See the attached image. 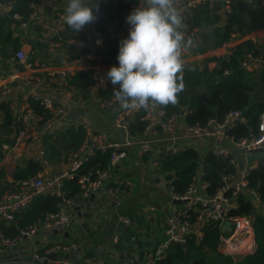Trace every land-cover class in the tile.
I'll use <instances>...</instances> for the list:
<instances>
[{"label": "built area", "instance_id": "1", "mask_svg": "<svg viewBox=\"0 0 264 264\" xmlns=\"http://www.w3.org/2000/svg\"><path fill=\"white\" fill-rule=\"evenodd\" d=\"M116 1L90 0V5L96 6V19L75 33L64 20L68 0H29L30 11L25 18L11 12L13 0H0V17L5 18L0 33L6 36L10 30L11 37L18 42L14 47L9 39L0 41V118L3 104L12 119L10 131L5 133L12 142L1 143L0 169L7 152L25 146L33 147L31 159L42 167L32 176L12 181L11 187L0 192V221L14 225L17 231L9 236L0 228V264H161L172 246L184 245L190 237L201 241L204 227L210 223L219 230V253L236 261L256 248L253 217L256 212L264 213V200L257 190L247 186V176L252 169L264 165V110L259 114L257 131L250 130L236 138L231 130L244 122L240 109H230L222 118L212 116L203 123L189 124L186 116L192 109L187 104L174 112H168L165 106H150L143 116L146 123L142 132L131 134L129 127L136 121L138 109H123L115 95L105 93L110 85L107 71L119 65L103 63L98 49L106 40L121 42L128 37L131 26L126 17L141 0H132L120 19L101 28L100 14L95 9ZM242 1L252 10H264V0ZM175 6L182 17L185 40H192V46L182 50L184 63H197L204 71L227 73L228 68L221 67L222 61L244 43L237 59L239 67L250 73H264V20H241L220 46L199 52L203 30L195 22V11L206 8L217 17L213 26H221L231 12V0H176ZM81 71L89 74L84 90L73 82ZM94 108L106 114L112 128L121 131L122 137L95 129L91 115ZM70 127L82 130L81 144L67 154L62 153L60 157L66 163L61 160L57 172H46L49 160L44 137ZM133 144L139 156H149L152 169H157L163 153H176L186 147L199 153L198 167L185 190L177 193L167 186L170 206L161 217L159 230L154 226L146 232L138 212L118 210L122 192L132 187V181L112 180L111 174L127 158ZM96 151H107L108 163L81 175L79 191L67 197L62 189L63 179L72 177ZM207 151L226 158L233 166L232 172L222 174L212 193L207 191L208 183L202 177ZM41 193L60 197L57 210L21 226L16 215ZM241 193L253 208L250 215L234 213ZM111 207L116 209L111 233L96 246L89 230L102 231L97 218L102 211L110 213ZM155 218L153 206L143 210L145 223L153 224ZM225 221H230L229 231L221 230Z\"/></svg>", "mask_w": 264, "mask_h": 264}, {"label": "trees", "instance_id": "2", "mask_svg": "<svg viewBox=\"0 0 264 264\" xmlns=\"http://www.w3.org/2000/svg\"><path fill=\"white\" fill-rule=\"evenodd\" d=\"M29 0H13L11 12H17L22 17H27L30 8ZM132 0H117L102 4L95 9L100 14L98 25L102 28L122 17V11L127 9ZM247 5L242 0H231V12L221 26H213L217 17L209 13L206 8L195 11V22L202 27L199 36L197 51L205 52L222 44L228 37L229 32L241 22V17L247 10ZM249 19L261 23L264 20V10H250L247 12ZM5 18L0 17V31L4 28ZM7 38L17 47L18 42L11 37V31H7ZM120 42L114 39L106 40L98 53L105 64H118L116 59L119 52ZM243 44L223 60L221 67H227V73L223 71H204L197 63H184L183 76L184 90L177 96L175 105L165 106L168 112L178 110L181 105H189L191 112L186 116L189 124L203 123L209 117L222 118L230 109H240L244 122L239 123L231 130L236 138L247 135L249 131H257L259 114L264 110V73H250L239 67L238 56H240ZM89 81V74L81 71L73 77L74 84L84 90ZM118 85L111 83L105 93L114 95ZM3 117L0 122V132L5 134L10 131L11 115L7 106L2 104ZM146 109H138L136 121L129 127L131 134H140L146 123L143 116ZM139 118V119H137ZM51 138V139H50ZM83 138L82 130L71 127L55 137L44 140L45 148L49 153V159L58 160L62 153H69L79 147ZM9 142L11 139L0 136V142ZM1 149V145H0ZM3 151L0 150V156ZM92 156V157H91ZM91 157V158H90ZM109 161L108 152L96 151L83 162L73 176L63 179L62 189L67 197L75 195L79 191L78 179L81 175L97 166H105ZM199 163V153L190 147L183 148L176 153H163L158 158L157 170L163 175L167 186L174 192L181 193L191 181V176L196 172ZM42 169L41 165L29 160L24 167L15 168L12 178L22 179L32 176ZM203 180L208 183L207 191L212 193L220 183L222 174L232 172L233 166L222 156L207 151L203 157ZM5 177L4 169H0V190L8 187V183L2 182ZM247 186L257 190L264 200V165L252 169L247 176ZM39 195V196H38ZM34 197L29 206L16 215L18 223L23 226L33 223L47 212L57 210L60 197L41 193ZM52 196V197H51ZM239 207L234 213L250 215L252 206L241 193L238 197ZM26 223V224H25ZM253 226L256 239V248L253 252L241 256L234 261L231 256L223 255L216 249L219 242V230L217 226L210 223L204 227V236L201 241L196 242L190 237L184 245H174L167 251L166 258L161 264H264V213L256 212L253 217ZM0 228L6 235L13 236L17 233L15 226L0 221Z\"/></svg>", "mask_w": 264, "mask_h": 264}, {"label": "clouds", "instance_id": "3", "mask_svg": "<svg viewBox=\"0 0 264 264\" xmlns=\"http://www.w3.org/2000/svg\"><path fill=\"white\" fill-rule=\"evenodd\" d=\"M176 0H141L127 17L128 37L119 44L118 67H110L107 78L123 109H148L175 105L184 90L182 50L192 46L181 29L182 17ZM90 0H68L64 20L75 33L94 22Z\"/></svg>", "mask_w": 264, "mask_h": 264}, {"label": "crops", "instance_id": "4", "mask_svg": "<svg viewBox=\"0 0 264 264\" xmlns=\"http://www.w3.org/2000/svg\"><path fill=\"white\" fill-rule=\"evenodd\" d=\"M106 25H109L107 23ZM109 30V28H108ZM3 33H0V41L4 42L8 38H5ZM4 38V39H3ZM91 115L94 121V126L96 130H106L117 137H122V132L118 130H114L109 123V120L106 114L95 110V108L91 111ZM1 116V120L2 121ZM71 128V127H70ZM69 129V128H68ZM67 130V129H65ZM65 130H61L56 133L58 135ZM55 135V136H56ZM55 136H46L43 139V145L45 148L44 140L49 137ZM3 138H9L5 134H2ZM11 139V138H9ZM6 142V141H3ZM2 142H0L1 145ZM9 143V142H8ZM157 148V145H154ZM46 150V148H45ZM33 153V147L25 146L21 147L17 151H9L5 154L4 158V171L5 177L2 182L8 183V187L12 186V181L17 180L12 178V174L17 167H24L29 160H32L31 155ZM27 156V157H26ZM46 156L49 160V164L44 168L46 172H57L60 169V164L52 163L49 159V153L46 150ZM112 180H121L124 178H128L132 181V187L129 189L126 187L122 192V201L121 205L118 207V210L124 212H138L137 216L139 218L140 223L142 222L144 225V230L151 231L154 226H157L159 230V222L160 218L165 216L169 211V194L165 186H167L163 175L158 172L157 169H152L149 164V156H139L136 151V146L130 145L128 148V156L126 159L120 161L116 167H114L113 172L111 174ZM163 182V185H162ZM5 188V189H7ZM4 190V189H2ZM0 190V192L2 191ZM153 206L156 209V218L153 224H147L143 219V210L148 207ZM133 210V211H132ZM114 211L116 209L110 208V213L106 211H102L97 218L100 222V229L97 230H89V235L91 236V242L96 246L100 245L103 241H106L111 233L112 224L114 220ZM136 215V214H135ZM85 219V217H84ZM130 232H133L132 228H129ZM101 231L99 235H97L98 231ZM89 241V240H87Z\"/></svg>", "mask_w": 264, "mask_h": 264}, {"label": "water", "instance_id": "5", "mask_svg": "<svg viewBox=\"0 0 264 264\" xmlns=\"http://www.w3.org/2000/svg\"><path fill=\"white\" fill-rule=\"evenodd\" d=\"M250 10H252V8H247L246 12H244V13L242 14L241 20H242L243 22H245V23L248 22L247 12L250 11ZM84 216H88V213H84ZM230 229H231L230 221H225V222L222 224V226H221V230H222V231H229ZM132 239H133V240H136V238H132ZM97 252H99V251L97 250ZM141 254H142V252L140 251V252H139V255L141 256ZM50 256H52V255H50Z\"/></svg>", "mask_w": 264, "mask_h": 264}, {"label": "rangeland", "instance_id": "6", "mask_svg": "<svg viewBox=\"0 0 264 264\" xmlns=\"http://www.w3.org/2000/svg\"><path fill=\"white\" fill-rule=\"evenodd\" d=\"M6 49H7V48H6ZM0 136L2 137L1 132H0ZM26 157H27V156H26ZM61 160L63 161V164L66 163V159H64V158H59L58 160H55L54 158L51 159V161H52L53 164H54V163H57V162L60 164ZM58 163H57V164H58ZM162 185H163V182H162ZM165 187H166V189L168 188L167 186H165Z\"/></svg>", "mask_w": 264, "mask_h": 264}, {"label": "bare ground", "instance_id": "7", "mask_svg": "<svg viewBox=\"0 0 264 264\" xmlns=\"http://www.w3.org/2000/svg\"><path fill=\"white\" fill-rule=\"evenodd\" d=\"M137 119H139V118H137ZM50 139H51V138H50ZM0 150H1V149H0ZM91 157H92V156H91ZM91 157H90V158H91ZM79 168H80V167H79ZM203 171H204V170H203ZM219 184H220V183H219ZM125 189H126V188H125ZM38 196H39V195H38ZM51 197H52V196H51ZM122 211H124V210H122ZM132 211H133V210H132ZM160 219H161V218H160ZM25 224H26V223H25ZM129 230H131V229H129Z\"/></svg>", "mask_w": 264, "mask_h": 264}]
</instances>
